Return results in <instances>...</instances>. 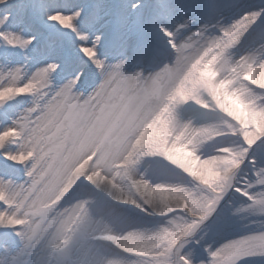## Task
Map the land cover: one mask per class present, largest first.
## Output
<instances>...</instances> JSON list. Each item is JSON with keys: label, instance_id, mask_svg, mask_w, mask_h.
Wrapping results in <instances>:
<instances>
[{"label": "snow or ice", "instance_id": "6c2138e0", "mask_svg": "<svg viewBox=\"0 0 264 264\" xmlns=\"http://www.w3.org/2000/svg\"><path fill=\"white\" fill-rule=\"evenodd\" d=\"M0 6V45L5 49H19L24 53L28 49L40 48L50 54L63 47L71 51L82 69L93 66L99 69L104 66V61L99 55L102 34L94 30L102 15L99 0L87 12L76 0H45L39 7L29 3V0H0ZM132 7L135 8L136 5ZM250 7L251 5L244 7L241 12ZM186 11L187 9L182 8L177 13L166 0H157L153 5L149 24L154 35L158 39L163 38L165 47L161 51L160 47L155 45L139 46L138 57L150 62L156 69L149 81L146 82L140 77L133 81L122 74L120 65H113L111 71L102 79L94 81L92 78L93 93L86 100L74 101V84L88 81L86 74L82 75L81 71H76L57 94V98L47 102L46 118L33 119L32 114L37 111V108L33 107L26 109L11 124L0 128V150L8 143L22 139L26 130L30 134V140L39 145L35 153V165L29 173L30 184L24 189V199L32 202L34 214H43L46 193L54 187L58 179L63 178L65 184L70 182L63 174L69 150L74 144L82 146L86 142L103 139L105 149L99 159L92 158L96 161L95 167L100 169L101 182L96 186L105 188L109 193L114 189L120 191L123 195L117 196V199L149 215L168 217L152 234L165 242L166 247L159 253L152 252L144 256L147 264H169L172 252L178 253L180 264H193L192 259L179 255V250L206 222L211 220L208 224L210 229L226 223L225 200L229 193H239L252 206L264 205V165L257 166L256 159H249L252 146L257 141L264 140V109H251V124L254 126L252 131L246 130L247 121H241L239 116L234 115H229L223 124L206 122L207 114L212 109L199 101V90L206 88L216 96L222 89H226L227 84L213 82L217 73L212 60L185 67L187 57L183 53L190 45L176 47V33L183 27L176 16L181 17ZM205 11L209 15H215L218 9L210 2ZM260 14L264 15V11ZM31 15L40 19L44 36L41 41H38L37 33L28 32L21 27L26 17ZM124 19L126 17L122 16L121 21ZM239 27L235 25L226 30V33L232 35ZM262 35L264 31H258L254 37ZM228 43L230 41L226 38L218 47L224 48ZM169 49L176 52L175 63L170 66L163 63ZM4 59L6 70L0 71V108L17 97L32 96L42 91L48 85L50 72L60 64L47 60L45 56L43 59L46 62L39 63L26 79H22L21 67H7V55ZM24 59H28L27 55ZM169 82H175L174 90L168 98L169 103L160 115L145 122L146 106L161 94ZM224 94L228 95L227 92ZM236 95L239 98V94ZM181 104L195 105L199 109L200 122L190 120L182 123L177 111ZM231 121H235L238 127H234ZM133 133L135 139L127 154L121 158L118 155L119 147ZM236 136L239 137L240 143L232 146L229 138ZM170 137L171 143L168 142ZM210 141L216 144L214 153L201 155L197 150L198 145ZM7 155L12 160L20 159L19 155L10 152ZM138 155L160 157L191 178L192 186L181 185L170 190L172 194H180L177 198L181 201V207L171 211H153V193L164 191L165 200L170 194L168 189L161 187L153 188L148 185L144 198L129 197L128 193L135 191V186L139 185L141 191L145 187L134 177L132 171L140 162ZM246 162L250 165L251 176L242 178L240 172ZM105 165L114 167L116 174L105 177ZM80 171L77 169L75 175L78 176ZM87 179L94 181L95 175L87 176ZM122 180L128 182L127 187L121 183ZM200 187L211 192V196L201 193L198 190ZM4 188L5 186L0 184V190ZM253 188L258 190L250 191ZM62 198L58 194L57 203ZM13 206L18 207L14 199L0 200V215L7 218L0 221V229L21 228L27 222L17 213L9 212ZM100 206H104L102 200ZM244 211L245 209H237L229 215H238ZM85 215L84 208H81L72 219H80L82 222ZM256 215H264V211L257 212ZM177 220L181 222L177 223ZM75 226L73 223V227ZM33 232L36 235L39 229H33ZM15 234L21 235L19 231ZM128 235L139 238L143 232L130 231ZM70 240L69 237L63 241L58 250L67 248ZM81 240H86V236L82 235ZM257 241L264 243V232L257 231L240 239L230 240L215 250L205 248L209 257L207 264H237L242 258L264 255V251L256 250L259 245H254L253 242ZM29 246L25 245L23 250ZM128 254L137 255L131 250Z\"/></svg>", "mask_w": 264, "mask_h": 264}, {"label": "clouds", "instance_id": "9594fccd", "mask_svg": "<svg viewBox=\"0 0 264 264\" xmlns=\"http://www.w3.org/2000/svg\"><path fill=\"white\" fill-rule=\"evenodd\" d=\"M210 2L215 4L217 0H201L200 6L206 9ZM195 7L194 3L186 8L187 11L179 19L183 27L176 33V47L190 45L183 53L187 57L186 68L200 61L212 60L217 73L213 82L227 84L226 89H222L216 96H213L206 88L199 90V101L212 109L207 114L206 122L223 124L228 120L229 115H234L239 116L241 121H247L248 128L246 130L252 131L254 126L251 124V109H264V35L252 36L254 32L264 31V15L260 14L264 11V0H256L247 11L240 12L237 17L230 20H226L219 13L207 15L205 11L195 14ZM235 25L240 26L239 30L228 35L226 30ZM226 38L230 43L224 48L218 47L220 42ZM246 41L248 42L246 43ZM102 59L104 61L102 68L92 67L94 81L102 79L107 72L111 71L113 65H120L122 74L133 81L140 77L147 82L156 70L150 62L139 58L137 53L129 54L127 50L113 55L110 59L108 57ZM175 59L176 52L169 49L163 63L170 66L175 63ZM60 68L61 65L58 64L56 69L50 72L48 85L42 91L32 96H25L27 97L26 106L11 120V123L18 119L26 109L33 107L37 108V111L32 114L33 119L46 118L47 102L57 98V94L71 79V75H68L57 80ZM93 87L94 83L87 81L83 84H74L72 90L74 101L86 100L93 93ZM174 87L175 82L167 83L161 94L153 98L146 106L145 122L161 114L169 103L168 98ZM225 92L228 95H225ZM236 94H239V98ZM177 111L182 123L190 120L198 121L199 109L193 104H181ZM231 123L234 127H238L235 121H231ZM29 135L26 130L22 139L8 143L3 150H0V158L11 162L14 166L18 165L21 171L20 178L0 174V184L5 186L4 190H0V200L14 199L18 207L13 206L9 212L17 213L27 221L21 228H5L15 237L17 248L13 250L7 242H0V264H12L16 252L32 243L39 232L47 234L44 243L53 255H62L70 245L75 244L81 253L76 264H147L143 259L144 256L152 252L159 253L166 247L165 242L152 235L158 230V227L138 229L125 225L123 221L126 213L121 205L129 204L116 198L123 193L116 189L109 193L105 188L96 186L101 182V176L99 175L100 169L95 167L96 161L92 158L99 159L105 149L106 145L103 139L89 141L82 146L74 144L73 148L69 150L63 174L70 182L65 184L63 178L58 179L54 187L46 193L47 200L43 204V214H34V205L31 201L24 199V189L30 184L29 173L35 165V153L38 151L39 145L34 144ZM134 139L135 134L133 133L128 136L124 144L120 145L118 155L121 158L127 154ZM229 139L232 146L240 143L238 136ZM168 142H172V137ZM204 145L205 143L199 144L197 150L199 151ZM213 147L216 148L215 143H213ZM9 152L19 155L20 159H9L7 155ZM199 153L203 155L200 151ZM146 158L149 157L138 155V159L143 161L145 167L143 171L133 174L145 187L141 191L139 185L135 186L136 190L128 193L129 197L135 196L136 199H142L147 194L148 185L153 188L161 187L168 189L170 194L165 200L164 191L154 192L151 197L152 210L171 211L181 207V201L177 198L180 194H172L170 190L182 184L159 181L148 176L149 160ZM77 169L81 170L78 176L75 175ZM116 171L110 165H105L103 168L105 177L115 175ZM92 175H95V180L90 182L87 176ZM121 183L127 187L126 180H122ZM198 190L201 193H206L207 196L212 194L202 187ZM58 194L63 197L59 203H57ZM101 200L104 202L103 207L100 206ZM81 208H84L86 212L82 222L80 219L73 220L72 218ZM237 209H245L242 213L247 215H256L257 212L264 211V205L257 207L248 202L229 208V213H233ZM4 219L7 218L4 217ZM179 222L181 221L177 220V223ZM73 223H75V227H73ZM36 228L39 229V232L34 235L33 229ZM261 228L264 229V224L261 225ZM137 230L143 232L139 238L128 235L130 231ZM16 231H19L21 235L17 236ZM261 231L264 232V230ZM82 235L86 236V240H81ZM69 237L71 240L68 247L62 251L58 250L60 244ZM117 242L119 246H117ZM253 244L259 245L256 250L264 251V243L257 241ZM129 250L135 251L137 255H129ZM173 256L177 258L173 260ZM44 264H48V261H44ZM51 264H57V260L52 259ZM169 264H180L177 252L171 253ZM193 264H203V262L194 261Z\"/></svg>", "mask_w": 264, "mask_h": 264}, {"label": "rangeland", "instance_id": "374dc122", "mask_svg": "<svg viewBox=\"0 0 264 264\" xmlns=\"http://www.w3.org/2000/svg\"><path fill=\"white\" fill-rule=\"evenodd\" d=\"M43 1L44 0H29V3H34L37 7H39L43 4ZM82 1H84L83 7L86 8V12L89 9L88 7H90L92 4L96 3V0H82ZM87 1L89 2L88 4H87ZM108 1L110 2V7L112 5H115L116 0H108ZM146 1H148V0H136L135 2H133V4L146 3ZM242 1H246V0H242ZM255 2H256V0H248L247 1L248 5H246V6L252 5ZM224 3H226V5L223 8L226 9L228 7H231L230 11L236 9V5H239L237 0H224ZM85 4H87V5H85ZM200 4H201V1H199L197 3L198 8L201 7ZM143 5H145V4H143ZM0 7H2V6H0ZM198 8L196 9L195 14L201 13V11H200L201 9H198ZM242 10H243L242 6H239L236 10L232 11V13L234 15L233 18L237 17ZM236 11L239 14H237ZM217 13L220 14L219 11ZM206 14L209 15L208 13H206ZM109 16H111V15H109ZM115 18H116V15L113 14L112 19H115ZM132 18H133V20H130V23H132V25L136 26V30H138L137 26L139 28L143 27L141 13H137V16H135V18L132 16ZM37 19H38V17L36 15L28 16L25 19V23L23 25H21V27H24L26 30H28V32L37 33L38 34V41H41L44 39V36L42 35L43 29L41 27L40 21ZM132 32L135 33V31H132ZM108 35H109V33L108 34L105 33V36H108ZM131 40H132V38H130L128 42L126 41L127 45L132 43ZM105 47L106 46L102 45V44H100V46H99V48H101L99 50L102 52L103 55L109 56V55L113 54L112 49L109 48L108 50H105ZM160 49H161V51H163L162 48H160ZM66 50L67 49H64L63 47H61V48L53 51L52 53H50L51 54V60L57 61V59L62 58L64 60L68 61L67 56H65V52H69V51L68 50L66 51ZM57 51L59 53H57ZM41 52H47V50H41L40 48H37L36 50L28 49L24 53H21V51L19 49H15V50L14 49H5L3 47V45H0V58H2L3 56L5 57V55H7V58L11 59L19 67H21V63H22L21 59L25 55H27V56H30L33 54L39 55ZM75 63H77V61ZM73 69L74 68L72 67V70ZM73 74L74 73H70L69 75H73ZM22 101H25V99L22 98V96H21V97H17L15 100H13L9 103H12V102L19 103ZM12 111H13V106L11 107L10 104L4 106L3 108H0V120L2 121L4 119L6 121L8 119V117L12 115ZM198 117L200 120L201 119L200 114H198ZM213 143L214 142H211V141L206 142L205 145L201 149H199V151L201 153H203L204 156L212 154L215 150L213 147ZM250 153H251V155H250L249 159H256L257 160V166L264 165V140L257 141V143L254 144L252 146V148L250 149ZM150 159L152 160V162L151 163L149 162L148 167L155 168V171H154V179L155 180L168 181V182H172V183H180L184 186H192L193 181L191 180V178L187 177L184 173H182L179 169H176L174 166L169 164L167 161H164L162 159L160 160L156 157L150 158ZM140 162H142L141 164H143V161H140ZM2 165H4V164L0 162V168H2L1 167ZM138 166L139 165L134 166V168L132 170L133 174H135L136 170L139 169ZM7 168L9 170L5 171L6 175H10V176H13L15 178H20L21 175H19V172L21 173V171H20L19 166L15 167V170L13 172H12V168L9 165L6 167V169ZM249 169H250V165L246 162L242 166L240 176L242 178L250 177L251 173H250ZM257 190L258 189L253 188L250 191H257ZM227 198L225 200V204L227 205V208L225 209V212H224V215L227 217L226 223H224L223 226H221V227L210 229L208 227V224L211 223V220L206 222L205 225H202L201 228L199 230H197V232L191 238H189V240H187L184 243L183 247L180 249L179 255H183L189 259H193V258L201 259L204 264H207V262H206L207 252L205 251V248H208L209 245H211L212 243H216V241H218V238L221 239V237L226 234L224 231H227V230L232 229V228L235 229L241 225L246 226V227L250 226V227L257 228V226L264 224V218L263 219H258V218L255 219L254 218V217H257V215H247L245 213L238 214L237 216L229 215V208H234V207H237L241 204H246L249 201L248 200L245 201L246 198L241 196L239 193H229ZM2 218L4 220L3 216H2ZM167 219H168V217H161V216H157V215H152V216L146 217V216H141V215L136 216L132 213H127L125 215L123 222L125 223L126 226L131 227V228L141 229V227H138V226L144 225V224L155 225V227H153V228H156V227L162 226L166 222ZM3 230H5V229H3ZM6 232H7L6 230L0 232V242H5V240H6L7 243H11L13 246H17L15 237H13L9 231L7 232L8 237H5ZM39 235L40 234H38L37 238L32 243L29 244L30 246L26 250H20V251L16 252V255L13 257L12 264H21V262H22L21 259L26 260L30 256L35 255L36 251L34 252V250L39 247L38 246L39 241L42 240ZM35 241H36V243H35ZM11 248H13V247H11ZM16 248H13V250H15ZM42 252H43V250H42ZM80 255H81V253L78 251L77 246L75 244H72L67 248L66 251H64V253L62 255H59V254L53 255L48 251V252H44L43 258L48 262L52 261V259H56L57 264H76V260L80 257ZM261 262H264V255L258 254V255L242 258L241 260H239L237 262V264H259Z\"/></svg>", "mask_w": 264, "mask_h": 264}, {"label": "bare ground", "instance_id": "6f19581e", "mask_svg": "<svg viewBox=\"0 0 264 264\" xmlns=\"http://www.w3.org/2000/svg\"><path fill=\"white\" fill-rule=\"evenodd\" d=\"M135 1L136 0H116L115 5H112L110 7V2L108 0H99V3L102 6V15L100 17L99 22L95 25L94 30L98 34H102L101 44L106 46L105 50H108L109 48L112 50L114 49L113 54H111L109 56L103 55L102 52L99 50V55L101 56V58L108 57L110 59L113 55H115L121 51H124V50H127V51L130 50L129 54L137 53L139 50V46L141 44H143V45H155V46H158L164 50L165 46L163 44V38L160 37L158 39L154 35L153 29H152L151 25L149 24V17L152 14L153 5L156 4L157 0H151V1L149 0V1H146V3L133 4V2H135ZM199 1H201V0H166V2L170 6H172L176 10L177 13H179L180 9H182V8L186 9L189 6L193 5L194 3H196L195 5L197 7V3ZM247 1L248 0H246V1L237 0L239 5H236V9L239 6H242V9L244 7H246V5H248ZM44 2H45V0L43 1V3ZM76 3L83 7L84 1L76 0ZM88 3L89 2L87 1V4ZM96 3H97V0H96ZM87 4H85V5H87ZM143 4H145V5H143ZM92 5L90 7H88L89 8L88 10L91 9ZM132 5H136V7L133 8ZM215 5H216L218 11L220 12V14L223 15L226 18V20H230L231 18L234 17L232 11H234L236 9H234L232 11H230L231 7L224 9L223 7L226 5V3H224V0H217V3H215ZM196 7H195V12H196V9L198 8V7L197 8ZM84 9L86 11V8H84ZM198 9H201L200 10L201 13L205 12V9H203L202 7H199ZM137 13H141V18H142V22H143L142 23L143 27L139 28L137 26L138 30H136V26H134V25H132V23H130V20H133L132 16L135 18V16H137ZM236 13H237V11H236ZM113 14L116 15L115 19H112ZM237 14H239V13H237ZM109 15H112V16H109ZM122 16L126 17V19H124L123 21H121ZM176 18L179 20L180 16L177 15ZM37 20L40 21L39 18ZM132 31H135V33H133ZM105 33L106 34L109 33V35L105 36ZM254 35H255V32L252 34V36L254 37ZM130 38H132V40H131L132 43L127 45L126 41L128 42ZM250 39H251V37H250ZM247 42L248 41H246V43ZM99 49H101V48H99ZM57 53H59V52L57 51ZM45 56L47 57V60H51V54H49L47 52H41L39 55L33 54L30 56H27L28 57L27 60H25L23 57L21 59V61H22V63H21L22 79H26L27 76L31 74L33 69L39 63L46 62V60L43 59ZM65 56H67L69 63L67 66L60 68V70L57 73V80L62 79L65 76H68L70 73H75L76 71H81L82 75L86 74L88 76V82H92V68L91 67H88L87 69H82L78 62L75 63L76 61H75L74 55L71 53V51L65 52ZM8 61H9V63L7 64V67H19L11 59L8 58ZM59 61L60 60H58L57 62H59ZM72 67L74 68L73 70H72ZM4 70H6V67H5V59L3 56L2 58H0V71H4ZM26 102H27V99L25 101H22L19 103H15V102L9 103L11 107L13 106L12 115L9 116L6 121L4 119L2 121L0 120V128L4 127L5 125L10 124L11 120L14 119L15 116L26 106ZM198 121H200L199 117H198ZM156 158H158L160 160L162 159L160 157H156ZM146 159H148L150 163L152 162V160L150 158H146ZM0 162L4 164L1 166L2 168H0V174H2V175H6L5 171L9 170L8 168L6 169V167L8 165L12 168V172L15 170V167L18 166V165L14 166L11 164V162H6L2 158H0ZM141 163L142 162H138L136 164V165H139L138 166L139 169L136 170V173L139 171H143L145 165L141 164ZM154 171H155V168L148 167L147 175L154 178ZM121 207L125 210L126 214L132 213L136 216L137 215L146 216V217L152 216V215H149V214L141 211L140 209L134 208L131 205H121ZM254 218L255 219H257V218L263 219L264 216L257 215V217H254ZM0 221H3L2 215H0ZM138 227H141V229H153V227H155V225L144 224V225H140ZM261 230H264L261 228V225L257 226V228L250 227V226L246 227V226L241 225L235 229H233V228L229 229L227 231H224L226 234L224 236H222L221 239L218 238V241H216V243H212L211 245H209L208 248L215 250L216 248L220 247L222 244L227 243L230 240L240 239L243 236L250 235V234H253L254 232L261 231ZM1 231H5V230L1 229L0 232ZM7 232L5 233V237H8ZM39 234H40L39 236L41 237L42 240L39 241V244H38L39 247L34 250V252L36 251L35 255L30 256L26 260L21 259V261H22L21 264H44V261H46L43 258V254H44V252L49 251V249L46 246V243H44V241H46L47 234L43 233V232H40ZM35 243H36V241H35ZM8 245L10 247H13V248L17 247V246H13L11 243H8ZM42 250H43V252H42ZM179 252H180V250H179ZM176 258H177L176 256H173L172 259L175 260ZM208 259H209V257L207 254L206 262L208 261ZM192 260L196 261V262H203L201 259H197V258H193ZM48 264H51V261L48 262ZM259 264H264V262H261Z\"/></svg>", "mask_w": 264, "mask_h": 264}]
</instances>
